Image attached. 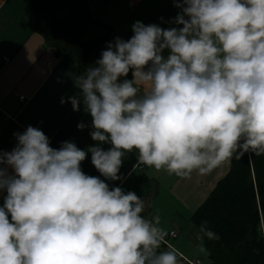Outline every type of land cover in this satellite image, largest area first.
I'll return each mask as SVG.
<instances>
[{"label":"clouds","instance_id":"9594fccd","mask_svg":"<svg viewBox=\"0 0 264 264\" xmlns=\"http://www.w3.org/2000/svg\"><path fill=\"white\" fill-rule=\"evenodd\" d=\"M173 3L178 27L137 21L74 79L80 94L69 101L91 115L95 146L55 149L29 125L0 151V264H179L174 249L160 251L167 233L158 214L142 215L143 199L82 171L88 152L111 181L134 149L178 177L264 155V0ZM207 224L197 239L218 240Z\"/></svg>","mask_w":264,"mask_h":264},{"label":"crops","instance_id":"0c3cea01","mask_svg":"<svg viewBox=\"0 0 264 264\" xmlns=\"http://www.w3.org/2000/svg\"><path fill=\"white\" fill-rule=\"evenodd\" d=\"M90 3L104 27L92 28L85 36L87 41L101 35L105 26L127 41L133 36L132 25L137 21L165 29L178 27L171 23L180 12L173 0H90ZM26 8V0H0V142L15 144L14 133H23L30 125L42 130L55 149L70 141L87 151L97 142L91 138L92 117L84 111L83 103L80 111H74L69 101L70 97L79 98L76 76L64 67L57 50L36 31ZM62 98L66 101L63 104ZM80 123L85 125L83 130L77 127ZM100 146L104 150L111 147L108 143ZM137 157L135 149L125 154L118 173L122 179L116 181L107 180L97 171L90 152L81 162V169L86 175L105 180L110 188L121 187L143 199L142 215L148 219L159 215V226L167 233L165 240L177 252L178 261L183 255L209 264L200 256L199 251L205 249L204 241L197 239L199 231L192 218L231 172L234 156L206 174L193 172L188 177L157 171L139 163ZM6 195V191L0 192V206ZM262 230L264 234V215ZM174 231L177 237L172 238L170 233ZM168 249L163 242L160 251Z\"/></svg>","mask_w":264,"mask_h":264},{"label":"trees","instance_id":"16d2710c","mask_svg":"<svg viewBox=\"0 0 264 264\" xmlns=\"http://www.w3.org/2000/svg\"><path fill=\"white\" fill-rule=\"evenodd\" d=\"M26 4L36 31L75 76L94 65L118 37L105 26L101 35L86 40L92 28L104 27L90 0H26ZM127 78L131 79V72ZM17 143V139L15 144L0 142V151L11 152ZM263 215L264 155H234L231 172L192 218L198 231L207 221L208 229L219 236L218 240L203 237L209 264H264Z\"/></svg>","mask_w":264,"mask_h":264},{"label":"built area","instance_id":"2783aa9c","mask_svg":"<svg viewBox=\"0 0 264 264\" xmlns=\"http://www.w3.org/2000/svg\"><path fill=\"white\" fill-rule=\"evenodd\" d=\"M176 6V5H175ZM21 100L22 101H24L25 100V97H21ZM170 237H172V238H175V237H177V234H176V232L174 231V232H171L170 233ZM164 243L166 244V246H167V248H171V245L169 244V242L168 241H164ZM179 264H202L200 261H193V260H190V259H188V258H186V257H184L183 255L182 256H180V260H179Z\"/></svg>","mask_w":264,"mask_h":264},{"label":"rangeland","instance_id":"374dc122","mask_svg":"<svg viewBox=\"0 0 264 264\" xmlns=\"http://www.w3.org/2000/svg\"><path fill=\"white\" fill-rule=\"evenodd\" d=\"M199 253H200V256L203 258V260L207 263L208 262L207 252L206 251H199Z\"/></svg>","mask_w":264,"mask_h":264}]
</instances>
